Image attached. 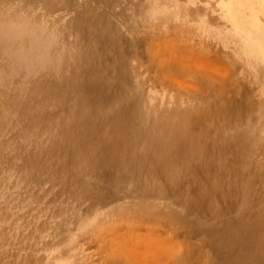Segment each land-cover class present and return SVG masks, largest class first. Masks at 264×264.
<instances>
[{
  "label": "rangeland",
  "instance_id": "1",
  "mask_svg": "<svg viewBox=\"0 0 264 264\" xmlns=\"http://www.w3.org/2000/svg\"><path fill=\"white\" fill-rule=\"evenodd\" d=\"M225 2L0 0V264H264V0Z\"/></svg>",
  "mask_w": 264,
  "mask_h": 264
},
{
  "label": "bare ground",
  "instance_id": "2",
  "mask_svg": "<svg viewBox=\"0 0 264 264\" xmlns=\"http://www.w3.org/2000/svg\"><path fill=\"white\" fill-rule=\"evenodd\" d=\"M235 1H236V0H235ZM226 2L231 6L230 8H232V9L234 10V11H232L233 15L236 16V17L238 18V20H239V19L241 20V19H242V16H241V14L239 13L240 11H239L237 8H236L237 10H235V9L233 8V7H235V4H234V6L232 5V3H234L233 0H230V1H229V0H226ZM226 2H225V3H226ZM227 3H226V4H227ZM237 3H238V2H237ZM239 4H240V3H238V7H239ZM229 5H227V7H228ZM239 9H240V8H239ZM241 11H242V10H241ZM242 13H243V12H242ZM240 20H239V21H240ZM256 33H258V31H257ZM256 33L250 31V32H248V33L245 32V33H243V34H245V37H246V38H249V39H256V38H258V36L256 35ZM259 33H260V31H259ZM261 33H262V32H261ZM259 45H260V44H259ZM261 48H262V47H261ZM235 104H236V103H235ZM236 107H237V106H236ZM182 129H183V127L179 128L180 131H182Z\"/></svg>",
  "mask_w": 264,
  "mask_h": 264
}]
</instances>
